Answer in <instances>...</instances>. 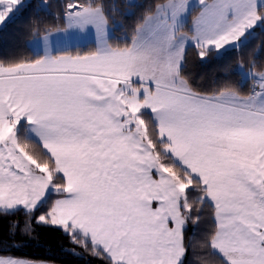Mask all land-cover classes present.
I'll return each instance as SVG.
<instances>
[{"label": "snow or ice", "instance_id": "snow-or-ice-1", "mask_svg": "<svg viewBox=\"0 0 264 264\" xmlns=\"http://www.w3.org/2000/svg\"><path fill=\"white\" fill-rule=\"evenodd\" d=\"M21 3L0 0V24ZM149 13L112 44L103 0H68L67 27L94 29V50L0 63V215L26 210L106 264H264V65H250L247 91L212 94L185 71V41L201 58L238 48L264 0H165ZM202 223L197 243L186 234ZM0 264L39 262L0 240Z\"/></svg>", "mask_w": 264, "mask_h": 264}, {"label": "trees", "instance_id": "trees-1", "mask_svg": "<svg viewBox=\"0 0 264 264\" xmlns=\"http://www.w3.org/2000/svg\"><path fill=\"white\" fill-rule=\"evenodd\" d=\"M67 2L68 0H28L21 4L0 27V63H19L41 56L33 52L28 42L33 37L65 26L64 6ZM73 2L87 4L92 0ZM161 2L165 0H103L112 31L108 37L109 42L123 44L126 40L130 41L135 30L143 24V17L150 14L149 9ZM197 11L198 7L192 8L181 29L188 32ZM94 49V44L90 42L60 52L83 53ZM185 57V71L195 89L205 94H212L217 89L223 90L225 86L247 91L251 79L242 80L238 65L245 68H249L252 63L264 65V23L259 22L238 48L221 54H216L213 49L206 57L201 58L194 45H187ZM25 211L8 216L0 215V240H6L7 244L15 246V256L52 264H106L102 257L92 254L90 247L74 243L57 226H40L35 220L29 221ZM39 214L41 213L36 214L37 218ZM26 223L32 228L30 234L23 231ZM207 227L211 228V225L202 223L197 227L190 226L186 235L198 243ZM11 232H15V236H11ZM209 264L218 262L209 261Z\"/></svg>", "mask_w": 264, "mask_h": 264}, {"label": "crops", "instance_id": "crops-1", "mask_svg": "<svg viewBox=\"0 0 264 264\" xmlns=\"http://www.w3.org/2000/svg\"><path fill=\"white\" fill-rule=\"evenodd\" d=\"M128 1H134V0H128ZM24 2H25V0H22L21 4H23ZM193 3L196 4L198 2H193ZM191 10L192 9H189L188 13ZM188 13L183 17V19L181 21L182 25L185 23V20L187 18ZM197 14H198V11L194 15V17ZM144 23L145 22H143V24L140 27L144 26ZM192 24H193V19H192V21L190 23V28L192 27ZM258 24H259V22H258ZM253 29L249 30V32L252 31ZM181 31L182 32H187V31H185L183 29H181ZM111 32H112L111 31V26L107 22V25H106V37L107 38L109 37ZM248 33L243 38L242 42L247 39ZM90 42H92L94 44L95 48H96L97 39H96V34H95V30L94 29L93 30H91V29L79 30V29H76V28H68L67 25H66V21H65V26L64 27L59 28V29H55L53 31L47 32L46 34H43V35H40V36L33 37V38H31L29 40L28 44H29L30 48L33 50V52L39 53L40 55H43L45 50H48V51H51V52L55 53V52H60V51H62L64 49H67V48H70V47L79 46V45H86V44H88ZM187 45H194V43L192 41H190V40L189 41H185V47ZM231 49H233V47L225 46L224 48H222L220 50H215V49L214 50H215L216 54H220V52L224 53V52L229 51ZM39 264H52V263L39 261Z\"/></svg>", "mask_w": 264, "mask_h": 264}, {"label": "rangeland", "instance_id": "rangeland-1", "mask_svg": "<svg viewBox=\"0 0 264 264\" xmlns=\"http://www.w3.org/2000/svg\"><path fill=\"white\" fill-rule=\"evenodd\" d=\"M28 1V0H25V2ZM193 2H198V0H189V3H192V5H197V3H193ZM260 2V0H258V3ZM13 16V14H11L9 16L8 19H6V21L3 23V24H0V27H2L11 17ZM53 31V30H52ZM47 33V32H46ZM46 33H43V34H46ZM42 34V35H43ZM40 36V35H39ZM220 52V51H219ZM221 54V52H220ZM238 70L240 71L241 73V78L242 80L246 79V78H250L249 76V68H245L243 65L239 64L238 65Z\"/></svg>", "mask_w": 264, "mask_h": 264}]
</instances>
